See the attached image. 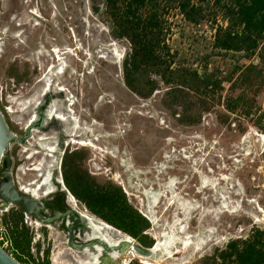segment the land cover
<instances>
[{
    "label": "rangeland",
    "instance_id": "374dc122",
    "mask_svg": "<svg viewBox=\"0 0 264 264\" xmlns=\"http://www.w3.org/2000/svg\"><path fill=\"white\" fill-rule=\"evenodd\" d=\"M105 3L0 0V110L10 130L24 136L31 103L48 95L52 105L60 96L73 97L82 139L97 146L62 148L57 174L64 180L67 159L74 157L68 167L75 163L98 184L122 188L151 221L144 235L162 243L150 264H214L230 242L264 230V42L252 56L219 50L215 36L227 25L224 10L211 0H193L201 11L191 21L178 3L155 0L141 13L157 12L162 23V66L136 72L130 65L128 78L135 45L116 38ZM251 66L261 71L256 80ZM206 77L213 84L208 89ZM230 99H241L235 113L227 110ZM48 127L38 129L37 139L49 138ZM30 139V146H10L13 180L28 185L35 174L27 171L21 179V168L32 170L43 159L25 153L34 148L36 139ZM78 208L89 212L80 201ZM12 212L22 211L0 200V237L14 258L4 220ZM24 224L32 258L20 264L86 259L57 228L35 225L25 215ZM144 263L133 258L127 264Z\"/></svg>",
    "mask_w": 264,
    "mask_h": 264
},
{
    "label": "trees",
    "instance_id": "16d2710c",
    "mask_svg": "<svg viewBox=\"0 0 264 264\" xmlns=\"http://www.w3.org/2000/svg\"><path fill=\"white\" fill-rule=\"evenodd\" d=\"M153 1L155 0H106L105 3L107 16L114 23L116 38L127 39L135 45L131 64L129 61L126 63L128 78L130 65L134 66L136 72L141 67L162 66L161 58L157 55L162 23L157 12L148 14L146 18H143L141 13ZM162 1L178 3L181 11L191 21H196L194 19L200 15L201 8L191 6L193 0ZM211 1L216 7L224 10L227 21L225 27L217 29L215 36L217 49L228 53L248 52L250 56L254 55L258 49L260 50L264 42V0ZM156 33H158L156 40L152 42ZM262 57L264 58L263 53ZM251 71L256 74L254 79H258L261 71H258L256 66H251L249 72ZM159 75L162 76L161 73ZM203 83L207 86L206 89L213 85L211 79L207 77ZM128 84L130 85L129 81ZM215 85L220 86V82ZM241 106V99H230L227 110L235 113ZM73 158L67 159L63 175L66 187L76 200L80 201L96 218L138 240L144 247L152 248L154 241L144 235V232L150 228V222L129 203L122 188L112 184L104 186L98 184L88 173H83L75 163L68 167L67 163ZM4 220L9 227L10 233L7 232V239L14 258L18 262L26 263L29 258H32L30 254L32 237L29 235V228L24 224L23 212L8 213ZM218 263L264 264V230H255L246 240L230 242L226 249L215 257L214 264Z\"/></svg>",
    "mask_w": 264,
    "mask_h": 264
},
{
    "label": "bare ground",
    "instance_id": "6f19581e",
    "mask_svg": "<svg viewBox=\"0 0 264 264\" xmlns=\"http://www.w3.org/2000/svg\"><path fill=\"white\" fill-rule=\"evenodd\" d=\"M57 53L59 54V51L56 50V54ZM56 57L58 59L60 58L58 55ZM48 86L49 85L47 83L45 85V88H47ZM43 90H44V92H46L45 89H43ZM61 91L66 92V89L64 88ZM68 97H69L68 108L66 109L65 112H61L59 105L57 106L55 104V105L51 106L52 104H50V107L45 112L44 120H46L47 124L54 122V121H58L60 123H65L66 125L71 124V127L65 132L66 134H68L70 136V140H69V141H71L70 144L79 145L81 147L88 146L90 148H96L97 145L95 146V142H93V141L86 142L84 139H82V140L76 139L77 136H81V135L83 136L85 130L83 127V122L79 118V115L76 114L74 111V107L76 106L74 98L71 97L70 95H68ZM40 98H39V100H40ZM41 104H42V101L40 102L38 100L30 104V106H32L31 111L32 110H36V111H34L30 114V119L28 120V127L31 124H33L35 121L38 120L39 115H40L39 110L41 108L40 107ZM46 122H44L45 125H47ZM37 134H39V131L34 130V132L32 134L33 137L31 138V139H33L35 137V139H36L35 145L34 144L32 145V147H34V148H32L30 150V152L25 151V153H27V156H29L30 160H32L38 154H40L41 158H43V159H42V162H40L38 164L35 163V164L31 165V166H34L33 168H31L32 170H29L30 167L29 168L28 167L21 168V173L19 172L20 173L19 177L21 179H22V174L27 172V171H29V172L32 171L35 174V177L32 178V181L30 182V183H32V182L35 183L34 186H30L28 184H23L22 181H20L21 191H23L29 195L34 194L33 195L34 197H41V196H43L42 195L43 193L47 194V193L56 192L57 188H55V186L52 184V182L56 178L58 183L61 184L62 190L64 192H66L65 188L62 184L61 178H58V176L56 175L58 172L57 163L60 161L62 143H60L59 141H58V144L55 143L56 141L51 142L47 138L46 135H41L40 136L41 139H37V138H39V135H37ZM30 136H31V134H30ZM31 143L28 142L27 144H29V146H30ZM36 146H37V148H36ZM43 184H44V186L40 189L39 187L42 186ZM66 195L69 196L68 193ZM69 198L71 200V203L77 209L78 208V201L76 199L72 198L71 196H69ZM80 213H81V216H82V218L84 220V224H85L83 229H81V231L79 232L80 233L79 238H80L81 242H91L94 239L103 240V242H105V244H108V246H111V248H114L116 246H120V244L128 243V242H131L132 245H135L136 242L133 241L130 236H128L122 232H119L117 230H114V228L107 225L105 222L101 221L100 219L96 218L95 216L91 215L85 209L81 210V208H80ZM38 226H39V224H38ZM161 249H162V243L160 242V244L158 245V248L155 250V252L158 253V251H160ZM75 250H77V249H75ZM76 252L77 253L81 252L80 254H83L86 257V259H78L77 258L75 260L76 264H112V263H116L118 261H121L124 264H127L133 258H139L147 264L151 263V259H150L151 257L149 258V256L148 257L140 256L136 253L135 249H133V248L128 249L126 251H122V250H119L116 248L113 250H109L106 247L96 243L92 246H86L83 250H81V251L78 250ZM108 261H110V262H108Z\"/></svg>",
    "mask_w": 264,
    "mask_h": 264
},
{
    "label": "flooded vegetation",
    "instance_id": "af4514ba",
    "mask_svg": "<svg viewBox=\"0 0 264 264\" xmlns=\"http://www.w3.org/2000/svg\"><path fill=\"white\" fill-rule=\"evenodd\" d=\"M59 91H61V89ZM51 98H52V96H50V95L46 96L45 99L43 100L42 104L40 105V107H41L40 110H39L40 115H39L38 120L35 121V122H37V125L33 128L32 132H31L32 134H33L34 130L41 129V125H43V122H46V120H44V116H45V112L50 107V100H51ZM68 101H69L68 98H66L64 96H60V97H58L56 99V102L53 105H55V104L57 106L59 105V108H60L61 112H65L66 109L68 108ZM53 105H51V106H53ZM34 111H36V110H32L31 113L34 112ZM79 118L81 119L80 116H79ZM46 124H47V122H46ZM48 124H49V127H48ZM48 124L47 125L44 124L45 127L46 126L48 127V128H46V130L47 131H50L48 133V135H49V138L48 139L51 142H55L56 141L55 143H57V144H58V141L60 143H62V147L61 148H64L65 147V151H68V149L72 148L71 147L72 144H70L71 141H69L68 134L65 133L71 127V124H67L66 125L65 123H60L58 121H54V122H51V123H48ZM54 124L55 125H58L56 127V130L51 129V127H53L52 125H54ZM25 135H26V132H25ZM31 137H32V135L30 136V138ZM82 137L83 136L81 135V136H77L76 138L82 140ZM27 141H23V142H21V144H26ZM2 165H3V170H2V175H3V171H4V168H5V164L3 163ZM56 175L58 176V178L60 177L58 174H56ZM60 178H61L62 184L64 186L65 182L62 179V176ZM19 181L14 182V183L16 185V188L21 192V194L23 196H31V195H34V194H30L29 195V194H26L25 192L21 191V187H20V182ZM1 182H2V180H1ZM52 184L55 186V188H57V191L56 192H53V193H47V194H45V193L42 194L41 193L43 196L38 197V198H39L40 203L42 204V206H38V211H37V213L40 216V218L43 219V220H45L46 222H50V224H48V225L47 224H40L36 219H34V218H30V219H32V221H33V223L35 225L36 224L37 225L39 224L40 227H45V228L53 227V228H57L61 232V234H63L66 237L67 245L69 246V248H72L70 246V237H71L70 231L73 232L74 242L76 244L83 243V242H81V240L79 238V235H80L79 232L81 231V229H83V225L84 224L83 223H79L78 224L74 220V218H77V219L79 218V220H81L80 219L81 213H80L79 208L76 209L74 207V205L71 203V200L69 198L70 195L69 196L66 195L67 192H64L62 190L61 184L58 183V181H57L56 178L52 182ZM34 185H35V183H33V182L30 184V186H34ZM43 186H44V184L42 186H40L39 188L41 189ZM65 186H66V184H65ZM74 199H76V198H74ZM3 205H4V202H2V206ZM15 207L21 209V211L25 215V212H24V210H23L22 207H20V206H15ZM71 213L73 215H71ZM149 222L151 223L150 220H149Z\"/></svg>",
    "mask_w": 264,
    "mask_h": 264
},
{
    "label": "water",
    "instance_id": "95a60500",
    "mask_svg": "<svg viewBox=\"0 0 264 264\" xmlns=\"http://www.w3.org/2000/svg\"><path fill=\"white\" fill-rule=\"evenodd\" d=\"M37 125V122L31 124L26 129V135L25 136H17L15 135L9 128L5 117L3 113L0 110V168L2 164H5V168L2 175V182L0 183V200L1 202H4L3 207H9V206H20L23 208L25 212V216L27 218H34L36 219L40 224H50V222H46L45 220L41 219L38 215V206H42L40 203V200L38 197L31 196H23L21 192L16 188V185L13 180V174H12V160L10 157V146L11 144L15 142H23L27 141L28 138H30V134L33 130V128ZM41 128H44L43 125H41ZM65 191L72 197L75 198L71 192L68 190V188L64 184ZM71 215H73L71 213ZM74 218V217H73ZM81 220L74 218V220L79 224L83 223L84 220L82 216L80 217ZM108 225V224H107ZM85 224L83 225V227ZM110 226V225H109ZM113 228V227H112ZM114 230H117L114 228ZM118 231V230H117ZM120 232V231H119ZM70 237V246L77 250H83L86 246H92L94 244H100L104 247H106L109 250L113 249H119L122 251H126L128 249H135L136 253L140 256L153 258L156 254L155 250L158 248L159 243H156L153 248H145L135 243V245H132L131 242L120 244V246H116L114 248H111V246H108V244H105L103 240H92L91 242H83L80 244H76L74 242V236L73 232H71ZM133 241L135 239L132 238ZM110 262V261H108ZM0 264H20L17 262L12 256H10L7 251L1 246L0 244ZM116 264V263H112Z\"/></svg>",
    "mask_w": 264,
    "mask_h": 264
},
{
    "label": "built area",
    "instance_id": "2783aa9c",
    "mask_svg": "<svg viewBox=\"0 0 264 264\" xmlns=\"http://www.w3.org/2000/svg\"><path fill=\"white\" fill-rule=\"evenodd\" d=\"M1 235V234H0ZM2 243V244H1ZM0 244H1V246L5 249V250H7L6 249V247H5V245H4V241H3V239L0 237Z\"/></svg>",
    "mask_w": 264,
    "mask_h": 264
}]
</instances>
